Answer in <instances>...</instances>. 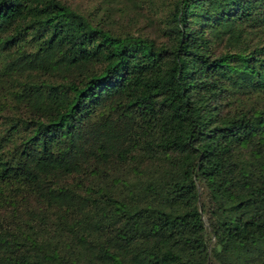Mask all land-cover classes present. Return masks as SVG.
I'll return each mask as SVG.
<instances>
[{
  "label": "trees",
  "instance_id": "16d2710c",
  "mask_svg": "<svg viewBox=\"0 0 264 264\" xmlns=\"http://www.w3.org/2000/svg\"><path fill=\"white\" fill-rule=\"evenodd\" d=\"M0 264H264V0H0Z\"/></svg>",
  "mask_w": 264,
  "mask_h": 264
}]
</instances>
